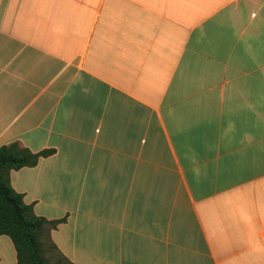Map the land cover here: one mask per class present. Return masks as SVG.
Here are the masks:
<instances>
[{
    "label": "crops",
    "instance_id": "1",
    "mask_svg": "<svg viewBox=\"0 0 264 264\" xmlns=\"http://www.w3.org/2000/svg\"><path fill=\"white\" fill-rule=\"evenodd\" d=\"M12 142L73 264H264V0H0Z\"/></svg>",
    "mask_w": 264,
    "mask_h": 264
},
{
    "label": "trees",
    "instance_id": "2",
    "mask_svg": "<svg viewBox=\"0 0 264 264\" xmlns=\"http://www.w3.org/2000/svg\"><path fill=\"white\" fill-rule=\"evenodd\" d=\"M54 149L33 152L12 142L0 146V236L7 235L16 251L15 264H73L52 240L51 232L65 221L49 220L35 213L32 204L11 184V171L33 167Z\"/></svg>",
    "mask_w": 264,
    "mask_h": 264
},
{
    "label": "rangeland",
    "instance_id": "3",
    "mask_svg": "<svg viewBox=\"0 0 264 264\" xmlns=\"http://www.w3.org/2000/svg\"><path fill=\"white\" fill-rule=\"evenodd\" d=\"M7 243H2L1 246L3 248L2 258H3V264H10L11 261L15 258V250L14 246L11 242V239H9L8 236H4Z\"/></svg>",
    "mask_w": 264,
    "mask_h": 264
}]
</instances>
